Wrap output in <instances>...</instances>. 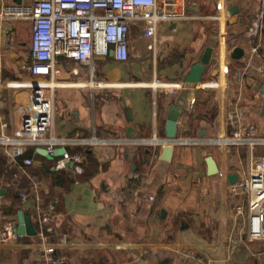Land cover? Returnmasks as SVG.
<instances>
[{
    "label": "crops",
    "instance_id": "0c3cea01",
    "mask_svg": "<svg viewBox=\"0 0 264 264\" xmlns=\"http://www.w3.org/2000/svg\"><path fill=\"white\" fill-rule=\"evenodd\" d=\"M27 1L0 0V7ZM261 2L184 0L183 15L159 23L154 39L143 36L141 23L131 26L125 61L95 57L90 67L57 58L47 136L81 161L55 170L59 156L50 160L37 152L43 147L28 145L24 157L33 162L23 165L0 144V230L16 231L21 212L35 230L47 215L53 229L44 242L36 234L0 243V264H50V257L60 264H264V238L248 237L247 195L231 192L264 170V143H215L240 124L264 139V31L259 43L246 35ZM29 42L28 20H0V135L28 107L25 85L51 81L30 74ZM210 43V62L190 110L178 116L171 159L163 160L168 110ZM235 46L242 59H230ZM208 155L218 174H207Z\"/></svg>",
    "mask_w": 264,
    "mask_h": 264
},
{
    "label": "built area",
    "instance_id": "2783aa9c",
    "mask_svg": "<svg viewBox=\"0 0 264 264\" xmlns=\"http://www.w3.org/2000/svg\"><path fill=\"white\" fill-rule=\"evenodd\" d=\"M183 12L184 0H29L2 5L0 20L30 22V74L40 79L51 78V81L25 85L29 89L28 107L17 125L0 135L5 154L14 161L21 159L23 165H31L32 159L24 157L25 146L43 147L48 154L56 150V141L47 134L53 123L52 91L57 83L52 79L58 56L91 67L95 57H106L112 51L115 60L125 61L129 53L128 35L134 23L143 25L144 37L154 39L159 23L179 18ZM263 31L264 0L246 35L259 43ZM17 85L16 82L10 84ZM157 86L155 80L152 87ZM254 130L251 125L240 124L231 137L217 139L215 143L219 146L247 144L253 148L264 143V139L253 137ZM80 161L79 155L64 152L55 161L54 169L62 170L67 163ZM231 192L247 195L249 239L264 238V170L251 172L247 181L233 185ZM52 231L48 216L42 215L36 234L44 242ZM20 237L9 224L0 230V243H15ZM44 250L48 255L55 252L51 245ZM49 261L60 264L55 257H50Z\"/></svg>",
    "mask_w": 264,
    "mask_h": 264
},
{
    "label": "water",
    "instance_id": "95a60500",
    "mask_svg": "<svg viewBox=\"0 0 264 264\" xmlns=\"http://www.w3.org/2000/svg\"><path fill=\"white\" fill-rule=\"evenodd\" d=\"M237 8L232 7L228 9V12L230 15H234ZM211 46H208L201 58V61L199 64L192 67L191 72L187 76V78L184 81V84L179 85V90L177 92L176 97L173 100V104L170 106L168 110V115L165 123V138L166 141L163 143V149H162V159L163 160H170L172 155V145L171 140L176 138L177 134V121L178 116L184 111V110H190L191 108V99L192 95L194 94V87L197 85L201 75L202 71L204 69L205 65H208L210 62L211 54H212V46L213 43H210ZM109 55L112 56V51L109 52ZM229 57L232 60H239L244 57V50L241 47L235 46L232 48V50L229 53ZM58 58H63L62 56H58ZM215 63V61H213ZM259 92L262 94V106H261V115L264 116V63L262 68V84L259 88ZM129 131V129H128ZM202 134V132H201ZM148 151V150H147ZM37 152L52 160L55 157L63 155L65 152L64 148H59L55 150L52 154H48L47 151L44 148H37ZM205 163L207 166V174L208 175H215L218 174V167L216 165V162L214 161L213 157L208 155L205 158ZM73 166L72 162H69L66 164V167ZM230 184H234L236 181L235 175H229L227 177ZM20 218V224L17 226L16 233L20 236H35L36 230L34 228V225L32 224L30 216L25 213L21 212L19 214Z\"/></svg>",
    "mask_w": 264,
    "mask_h": 264
},
{
    "label": "rangeland",
    "instance_id": "374dc122",
    "mask_svg": "<svg viewBox=\"0 0 264 264\" xmlns=\"http://www.w3.org/2000/svg\"><path fill=\"white\" fill-rule=\"evenodd\" d=\"M27 37V36H26ZM27 40L26 41H28L29 40V36L26 38ZM27 44V43H26ZM26 47V46H25Z\"/></svg>",
    "mask_w": 264,
    "mask_h": 264
}]
</instances>
